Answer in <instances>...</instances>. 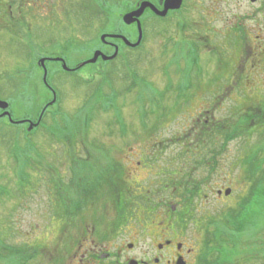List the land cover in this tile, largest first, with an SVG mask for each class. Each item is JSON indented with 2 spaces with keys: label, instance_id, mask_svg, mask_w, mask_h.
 I'll return each mask as SVG.
<instances>
[{
  "label": "rangeland",
  "instance_id": "374dc122",
  "mask_svg": "<svg viewBox=\"0 0 264 264\" xmlns=\"http://www.w3.org/2000/svg\"><path fill=\"white\" fill-rule=\"evenodd\" d=\"M149 1L158 5L160 0ZM0 3V99L9 103L8 111L15 119L11 125L0 119V264H96L94 257L100 249L111 253L119 250L118 260L141 257L143 248L130 253L127 247L135 242L133 236L137 233L132 224L123 228L115 243L103 244L102 248L98 245L105 237L100 232L103 220L107 225L115 216L110 198L103 191L94 206L89 204L70 222L63 217V209H57L56 202L58 192L63 198L69 195L77 200L79 189L69 185L73 167H85L84 180H96L99 177L96 174L110 171L108 161L115 165L116 159L127 156L128 149L133 156L141 150L158 156L155 165L162 168L159 177L184 168V155L193 165L194 160L200 162L203 152L216 153V165L209 161V174L206 176L204 170L197 174L199 179L205 177L202 180L205 192L201 199L195 200L197 215L216 217L237 211L238 204L250 192L248 177L252 174L244 161L260 145L264 150V131L233 134L224 147L225 134L217 135L214 130L213 140L204 144L206 151L201 145H197L199 149L193 146L200 134L199 119L213 115L214 123L224 133L226 129L227 133H233L235 126L242 125L240 117L250 109L246 115L252 117L250 123L264 119L256 112H264V44L258 48L264 32H255V22L250 20L251 6L239 7L231 0L219 5L213 0H185L184 9L166 20L147 11L141 18L146 36L143 47L127 50L118 61L100 60L75 73L59 71L55 63H48V82L55 88L59 105L50 109L46 125L51 127L55 123L52 115L59 110L67 115L64 119L77 135L70 142H61L48 136L45 127L36 131L29 139L35 144L30 164L18 169L16 156L22 155L26 148L24 135L29 125L21 126L16 120H35L40 109L53 101L42 81L40 58H62L68 65L76 66L92 59L95 48H104L100 40L103 35L120 32L136 43L138 29L136 24L127 27L119 20L126 9L117 0H99L97 4L91 0H39V4L33 0H0ZM199 4L204 11L203 22L193 19L198 18L194 6ZM236 16L246 17L238 22ZM185 22L187 26H183ZM240 24L241 27L235 28ZM245 33L246 48L239 41ZM103 54L113 55L106 50ZM93 74V83L86 84L85 79ZM93 93L97 95L95 100H91ZM89 117V126L84 131L80 126ZM191 142L193 151L186 154L182 148L186 149ZM218 152L220 157H216ZM129 162V172L138 176L142 188L156 191L152 203H170L178 214L182 200L160 185L166 177L148 180V170L136 167L137 159ZM213 166L216 169L211 170ZM23 171L30 176L26 185H21L18 179ZM227 190L232 191L228 197ZM218 192L222 194L219 196ZM262 204L259 201L252 207L254 212L250 211L261 219L262 231L255 243L243 240L236 264H264ZM130 209L133 212L134 208ZM125 215L129 216V212ZM156 216L152 218L160 223ZM143 224L147 225L148 220ZM183 234L182 240L194 246L195 255L213 237L195 224L183 229ZM142 241L150 245L147 239ZM209 246H213L211 242ZM231 254L224 255L227 259ZM212 255L210 261L219 257L217 252ZM115 261L110 259L107 264ZM99 262L105 264L103 259ZM192 264H198V258L194 257Z\"/></svg>",
  "mask_w": 264,
  "mask_h": 264
},
{
  "label": "trees",
  "instance_id": "16d2710c",
  "mask_svg": "<svg viewBox=\"0 0 264 264\" xmlns=\"http://www.w3.org/2000/svg\"><path fill=\"white\" fill-rule=\"evenodd\" d=\"M133 8L134 7H132V9ZM183 26H187L186 22L183 23ZM113 34H121V33L115 32ZM145 38L146 36L144 34V40L140 48L143 47L145 43ZM122 47H123V52L120 54V57L118 58V60H120V58L125 54L127 50H130L126 48V46L124 45H122ZM97 75L99 74L97 73ZM93 77H94V74L90 75L89 78H86L85 79L86 84H89V82L92 84ZM95 96H97L96 93L95 94L93 93L91 100H95L96 99ZM109 103H113V102L110 101ZM57 105H59V101L56 103L55 106ZM43 109L44 108L40 109L37 115V118L35 120H32L33 122L38 121V117L41 115ZM250 110H248V112ZM49 112H50V109L46 113H44L42 123L39 127L34 129L31 133H27L24 135V137L27 138V144H26L25 150L23 151V154L22 155L17 154L16 156V164L18 166H22V168H27L28 165L30 164L29 159L31 156V152L35 151L34 150L35 144H32L31 142H29V139L31 136H33V134L36 131L42 130L43 127L46 128L45 130L48 136H50L51 138L52 137L57 138L61 142L63 141L70 142V138H72L73 135H77V133L76 134L72 133L70 125L68 124V120L64 119L67 115L62 114L59 110L57 111V113L52 115V120H53L52 122L55 121V123L53 125L51 124V127H47L46 121L48 117L51 116ZM248 112L244 116L240 117V120H242L243 123H241L242 125H239L238 128H236L235 126L236 129L234 128L233 133H230V132L227 133L229 129H226L227 132L224 133V130L222 128H217V130L215 131V132H218L217 135H220L221 133L225 134L224 139H223L224 147L226 146V144H228L229 141L233 139L232 138L233 134L239 133L238 135L242 136V135L247 134L246 132L250 130L252 131L254 130L256 131V133H260L264 131V119H261L259 123L257 124H255V122L250 123V121H252L251 119L252 117L246 116ZM253 112L255 111L253 110ZM256 112L262 115L261 117L264 116V112H262L261 110H258ZM3 119L7 120L9 125L12 124L10 123L8 118H3ZM61 119H64V121H61ZM13 120L15 121L14 118ZM23 120H26V118L16 120V121L19 122ZM56 120H59V121L56 122ZM90 120L91 118L89 117V119H87L86 122H84V124L82 125V127L80 126V128L86 131L85 128H88L89 126L88 124L90 123ZM61 122L64 124L63 126L62 124H59ZM21 126H24V125H21ZM215 132L208 133L206 129L201 131L200 134L197 135L198 140L196 141L193 147H196V149H199L197 145H201L204 148L203 151H206L204 144H207L209 140H213L212 134ZM248 135H251V134H248ZM184 143L186 144V142ZM83 144H86V143H83ZM188 145H191L192 147L193 144L191 142V144L189 143ZM191 147L186 148L187 149L185 150L186 154L193 151V148ZM211 152L209 153L203 152V155L199 159L200 162H197L194 160L193 165L190 159L187 160L186 155L182 156V160L185 164V167H184L185 169L183 167L177 169L178 179L175 180V182L167 181L166 180L167 178L164 179V182H162L163 190L166 192L170 191L171 196L177 194V196L182 200L179 204L181 205L182 209L177 214L178 215V222H177L178 227L185 229L190 224L191 225L195 224L196 226H199L200 230L205 231L206 234L208 233L213 236L211 241H208L207 244L204 243V247L201 253L203 258L205 259L206 264H236V262L238 261V259L236 258L238 255L240 256L241 254L240 250L242 249L243 240L248 239V241L255 243L257 241L258 233H260L263 228V227L260 228L261 219H258L257 217L253 216L250 213V211H252V213L254 212L252 210V207L256 203H259V201H261V203L263 202L261 207L264 209V168H263L264 167V157H263L264 150L262 149L260 145V147L255 151V153L249 159L247 158L244 161V163L248 164L250 168V173L252 174V176L248 177V180H250L248 182L250 184V188H249L250 192L248 193L249 194L248 197L246 199H243L242 202L238 204V208L235 213L229 212L228 214H220L219 216H216V217L215 216L208 217V214L202 215V213L200 215H197L198 212H197V209L195 208L196 207L195 200L201 199L202 193L205 192V185L202 182V180L205 177L202 179H199L197 177L198 176L197 174L199 172L202 173L201 171L203 170H204L203 172H206V176L209 174V170H210L209 161L210 160H212L214 164L216 165L215 163L216 153H213L211 155ZM221 152H222V149H221ZM220 155L221 153L219 154L218 152L216 157H220ZM257 155L259 156L257 157ZM189 164H191L192 166L190 165V167L188 168L187 165ZM81 168L84 172L85 167L82 166ZM214 169H216V166H213L211 168V170H214ZM72 174H73V178L70 181L69 185H70V188L71 187L77 188L81 186V188H78V189H81L82 196L80 197V200H78V198L76 200V197L74 198V196H69V195L67 198L66 197L63 198L60 192H58L59 196L56 198V202L58 203L57 209L58 210H60L61 208L63 209V214L65 215V218L66 220H68V222L72 221L76 217L75 214H78L82 209L88 207L89 204L91 206H94L98 202V200L102 197L100 196L101 191H103V193L105 194L108 191H110V189H108L107 187L109 185V181L108 182L105 181L106 180L105 178L109 177V173L107 174V172L106 173L104 172L102 174L101 173L96 174V176H99V177L100 176L103 177L104 175L103 178L97 177L96 180H91L92 182H90V180L83 179L81 183H79L76 179V177L78 178L80 176V170L77 167H73ZM29 178L30 176L26 174L24 171L21 172V174H18V179L20 180L21 185L23 184L26 185L29 182ZM66 200H68V202H66ZM115 201L118 203L120 200L119 198L110 199V202L112 204L115 203ZM116 212L118 214L121 213L123 216L126 213L123 207H120L118 204L116 206ZM252 217H255L254 221H251ZM210 242L213 245L212 247L209 246ZM214 252H217L219 254V257L213 261H210L209 259L211 256H213L212 254H214ZM227 252L232 253L231 255H233L232 257L227 258L228 260L226 259L224 255Z\"/></svg>",
  "mask_w": 264,
  "mask_h": 264
},
{
  "label": "flooded vegetation",
  "instance_id": "af4514ba",
  "mask_svg": "<svg viewBox=\"0 0 264 264\" xmlns=\"http://www.w3.org/2000/svg\"><path fill=\"white\" fill-rule=\"evenodd\" d=\"M72 1L73 0H71V2ZM91 1H93V4L94 3L97 4V2H99V0H91ZM110 1H112V0H110ZM163 1L164 0H160L158 5H156V3H154V4L157 8L162 10L163 9ZM208 1H211V0H208ZM213 1H214V3H217L219 5V4H225L228 0H213ZM231 1L233 3L239 4V7H240V5H241V7L242 6L244 7L247 5L251 6L252 17L250 20L255 22V32H257V33H259V32L263 33L264 32V0H231ZM33 2H36L37 4H39V0H36V1L33 0ZM117 2L119 4H122L126 9L119 17L122 21L123 16L128 14V13L135 11L138 8V5L141 2H143V0H117ZM0 6L2 7L1 3H0ZM28 6H30V5H28ZM34 6L37 7L38 5H34ZM1 7H0V9H2ZM132 7H134V8L132 9ZM184 7H185V0H183L182 8L179 11L169 12V14L166 16V18L160 19V20H166L172 14L173 15L179 14V12H181L182 9H184ZM194 7H195V11L198 12L199 15H198L197 19H195V18H193V19L196 21L198 20L200 22H203L202 20L204 19V16H202L201 14L204 11H203L202 6L199 4V5H195ZM147 11H149V10H147ZM245 17L246 16H243V17L242 16H236V19L238 22H241L242 19H245ZM11 18L12 17H8V19H10V20H11ZM141 23H142V21H141ZM238 26L241 27V24L235 25V28ZM120 36H123V35L120 34ZM247 39H248V37H247L246 33L239 39V41H242L241 46L244 48H246ZM95 40H97V37ZM262 40L263 41L258 44V48H260L264 44V37L262 38ZM122 45H124V43L120 39H110V40L108 39V42L104 43L103 49L95 48L92 51V56L97 51H101V52L105 53V50L111 51V53L114 54L116 51V47H117L119 50V55H118L117 59L114 60V61H117L118 58L120 57V54L123 52ZM126 48H128L130 50H135V49H131L129 47H126ZM38 50L41 51L42 48H39ZM109 56H112V55H109ZM43 59L46 60V62H45L46 70H47V64L48 63H55L58 67V70L63 71L65 73L78 72L79 70L82 69V68L78 69V66L85 62V61H83V62L77 64L76 66H71V65H68V63L65 59L61 58L62 60H64L68 69L70 70V71H64L63 63L52 61L55 58H48V57L40 58L39 62ZM56 59H59V58H56ZM100 60L101 59H99L98 62ZM40 69L44 73V68L41 65H40ZM47 72H48L47 83H48L49 87H47L45 85L43 78H42L43 84L48 89L50 94L52 95V100L54 99V95H53L54 93L56 94L57 100L54 103V105H52V106H50V102H48L46 104L45 113L49 109L55 107L56 103L58 102V96H57V93L55 91V88L48 82L49 71L47 70ZM2 113H3V111H0V115ZM206 114H209L208 111L206 112ZM197 125L201 126V127L197 126V128L199 130L198 134L205 129L207 130L208 133H210L214 130H217V128H219L214 123V116L213 115H211V117H209V116L205 117L204 120L199 119ZM28 128H29V126L26 129L28 130ZM157 146L161 147L162 145L160 144ZM187 147H191V145L187 144L186 148ZM183 150H187V149L184 148ZM142 151L143 150H141V153L138 152V154H136L137 156H133V155H130L132 152L128 149L127 156H125L124 158L120 157L118 160L116 159V162H118V163H116L115 165H112L110 163V161H108L109 159L107 160L109 163V166H110V171H107V174L109 173V177H106L105 178L106 180L105 179L104 180L107 182L109 181V185L107 187H108V189H110V191H108L105 195L109 196L110 199L111 198L112 199L113 198H119L120 201L118 203L115 201V203L111 204L112 206L110 205L115 216L111 219L110 223L109 222L107 223V225H106V220H103V225H102V229L100 230V232L104 233L105 237L101 238V240L98 241V245H100L101 248L105 247V246H102L103 244L115 243L116 240L118 239V237H116V236L121 234V231L123 230V228L125 226L132 224L137 229V233H135V235L133 236V239H135V242L134 241L131 242L130 244H128L127 247H128V250L130 253H134L137 249H139V247L143 248V252H141V257H137L135 255L134 256H126L124 258V260H118L121 257L120 256L121 254L118 252L119 250H117L116 253H111L109 251L102 252L100 249L99 253H97L96 256L94 257L95 263L100 264L99 261L103 259V260H105L104 263L107 264V262L110 259H114V260L116 259L117 261H115V264H130L131 262H136L137 264H178L179 260H182V262L184 264H192L194 257H196V258H198V264H202L203 262H205V259L203 258L202 254H201L202 252H200L199 255H195L196 249L194 248V246L190 247V245L187 243L186 240H182V237L184 235L183 234V228L178 227V224H177L178 215L176 213V207L170 205V203H164L163 204L162 201H158L157 203H152L153 198L155 197L154 195L156 194V191L154 189L153 190H151V189L146 190V189L142 188V186L140 185L142 181L137 179L138 176L133 177L131 175V173L129 172L130 165H131V163L129 161L137 159L138 162L136 163V165H137L136 167H138V168L141 167V169H144V170L147 169L148 170V173H149V177L147 178L148 180L152 179L153 177H158V178L162 179L165 176L167 178L166 179L167 181L175 182V180L178 179L177 170H170L163 177L162 176L159 177V175H161V173H162V168L159 166L157 167L155 165V162H156L155 159L158 156L151 155V154L147 155L145 151L144 152H142ZM147 160H149V161H147ZM119 163L120 164L123 163L124 166L122 164L120 165ZM18 169H19V166H18ZM78 169L80 170V176L78 178L76 177V179L79 183H81V181H83V179H84L83 170H82V168H78ZM95 179H97V177H95ZM88 180H94V179L91 178ZM132 180H134V181H132ZM131 181H132V183H131ZM130 184H134L135 187H132ZM160 185H162V182ZM77 188H81V186H79ZM218 194H219V192H218ZM81 196H82L81 195V189H79V191L77 193L78 200H80ZM117 204L120 207H123L125 212L128 211L129 216H126V215L123 216L121 213L118 214L116 212ZM178 206L181 207V205H178ZM130 208H134L133 212H131V213H130V211H131ZM141 214L143 215L144 218L141 216ZM156 214H157L156 218L160 219L159 220L160 223H156L155 219L152 218ZM146 216H148V218H145ZM63 217H65L64 214H63ZM145 219L148 220L147 225L143 224V221H145ZM146 232H147V234H146ZM114 238H115V240H114ZM144 238L148 240V242L150 244L149 246L147 245V243L143 244L144 242L142 240ZM86 240H87L86 242L89 241V239H87V238H86ZM195 241H197V239H195ZM91 242L95 243V241H91ZM199 243L200 242H198V244ZM194 245H195V243H194ZM199 246H198V249H199ZM202 248H203V244H202ZM203 264H206V263H203Z\"/></svg>",
  "mask_w": 264,
  "mask_h": 264
},
{
  "label": "water",
  "instance_id": "95a60500",
  "mask_svg": "<svg viewBox=\"0 0 264 264\" xmlns=\"http://www.w3.org/2000/svg\"><path fill=\"white\" fill-rule=\"evenodd\" d=\"M183 5V0H164L163 1V9L160 10L159 8H157L153 3H151L150 1H143L138 5V8L131 12L128 13L126 15L123 16L122 18V22L125 26L130 27L133 25H137V29H138V40L136 43H131L126 37L124 36H120V35H103L101 37V42L106 43L107 39H120L123 41L124 45L126 47L135 49L138 48L141 45V42L143 40V29H142V23H141V18L144 16L145 12L147 10L151 11L156 17L158 18H166V16L169 14V12H175V11H179L182 8ZM119 55V50L116 47V51L112 56H106L105 54H103L101 51H97L94 53L92 59L84 62L83 64H80L78 69H81L87 65H94L98 62L99 59H101L104 62H109V61H114ZM52 61H56V62H61L63 63V69L64 71H70L66 65V63L64 62V60L62 59H54ZM45 62L46 60L43 59L40 61V65L44 68V77H43V81L45 83V85L47 87H49L48 83H47V75L48 72L45 68ZM54 99L53 101L50 103V106L54 105V103L56 102L57 98H56V94L54 93ZM9 109V103L7 102H3L0 99V111H3V113L0 115V119L2 118H8L9 121L11 123H15L12 119L11 113L8 111ZM45 110L43 111V113L41 114V117L39 118L37 123H33L31 121H20V122H16L17 124H25L28 123L29 124V128H28V132H31L34 128H37L41 121H42V117L44 114ZM231 190H227L225 192V196L228 197L231 194ZM222 194V192H219V196ZM131 248V247H130ZM130 264H137L136 262H131ZM178 264H184L182 262V260H179Z\"/></svg>",
  "mask_w": 264,
  "mask_h": 264
}]
</instances>
